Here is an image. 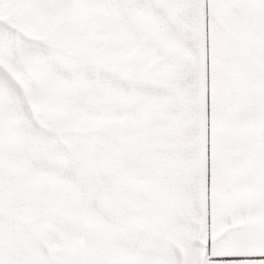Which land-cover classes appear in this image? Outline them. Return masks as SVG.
Instances as JSON below:
<instances>
[{"label":"snow or ice","instance_id":"6c2138e0","mask_svg":"<svg viewBox=\"0 0 264 264\" xmlns=\"http://www.w3.org/2000/svg\"><path fill=\"white\" fill-rule=\"evenodd\" d=\"M0 264H264V0H0Z\"/></svg>","mask_w":264,"mask_h":264}]
</instances>
